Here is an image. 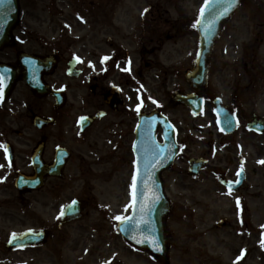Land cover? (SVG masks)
Segmentation results:
<instances>
[{
  "label": "flooded vegetation",
  "instance_id": "af4514ba",
  "mask_svg": "<svg viewBox=\"0 0 264 264\" xmlns=\"http://www.w3.org/2000/svg\"><path fill=\"white\" fill-rule=\"evenodd\" d=\"M121 3L122 0L93 2L90 14L95 27L77 28L79 35L75 38L74 48L77 52L74 56H69V46L73 45L70 42L49 45L45 39L39 38H15L11 46L0 51V63L9 65L16 76L26 72V67L17 62L18 53L25 52L41 58L51 57L56 61L55 68L50 74L41 72V83L44 87L60 91L63 99V104H56L52 96L43 92L35 93L24 82L19 81L12 92L0 101V145L4 146L0 147V198H4L0 199V203L18 201L20 207L30 212L35 221V205L48 208L50 192L59 195L70 180L88 182L96 177L97 172L93 169L96 165L92 155L97 149L98 140L103 137L106 138V151L102 156L109 163L107 174L112 179L114 175L125 170L126 159L132 153L134 131L139 117L157 111L171 117L168 118L176 133L178 132L177 144L181 151L172 167L162 174L163 186L167 187L173 180L172 175L186 179H198L203 174L211 177L210 182L218 185L220 190L215 202L229 204L231 201L234 207L230 214L244 227L246 203H243L244 199H237L236 202V198L227 197L226 194L234 195L237 192L226 189L224 181H234L235 178L233 175L230 178L229 170L220 173L212 165L215 159L220 161L217 150L214 149L215 145L211 146L209 141L206 143L209 152L213 153L209 157L202 151L194 154L190 149L195 139L190 136L189 131L193 130L191 127L189 130L187 125L188 119L194 116L187 107L179 104L178 99L195 93L184 78L195 58L191 21L177 16L164 22L162 6L153 2L139 9L135 23L128 30L126 18L129 14L125 16ZM131 13L135 15L134 11ZM236 13L240 15L232 22L234 14L231 21L222 26L219 38L214 44L208 61L206 87L196 91L206 106H211L216 98L231 110L238 105L232 88L230 95L228 88L222 85V73L217 72L218 69L222 70V66L215 63V59H234L238 61L239 67L242 66L247 82L245 86L240 84L242 77L237 75L238 79L233 80L236 92L241 89L248 93L250 85L255 83V62L258 60L259 49L264 46V0H241ZM185 41L188 44L181 51L186 52V56L177 64L176 46ZM170 46L175 47L174 53ZM105 57L108 59L105 60ZM72 61L75 62L74 67L69 69ZM237 71L239 70L234 69V73ZM215 79L220 85L218 88L212 83ZM179 110L188 117L183 126L176 114L172 115ZM237 111L241 113L239 109ZM208 115L209 110L206 111V116ZM33 116L39 118L40 124L33 123ZM85 118L94 120L89 127L81 130L80 121ZM205 118L197 116L195 120L202 121ZM51 119L56 123L54 126L49 125ZM207 126L206 122L198 124L197 133H207ZM54 129L56 133L52 132ZM160 134V129L157 128L158 143H162ZM197 141L203 142L201 138ZM59 150L62 157L68 156L66 160L62 158L60 166L54 170L58 175H63V179L47 177L44 187L38 191L23 193L15 188L17 176L33 175L35 165L45 169L53 167ZM194 158L207 162L196 178L187 173L188 162ZM178 163L184 167H178ZM217 178L218 182L215 181ZM182 183L180 180L176 182V186ZM64 207L65 203L57 209L52 205V209H56L54 227H47L44 222H34L28 229L42 230L48 236L49 242L54 233H61L66 228L59 229V220L57 222V214ZM219 222L221 227L227 226L226 218ZM245 226L249 228L247 224ZM237 233L236 230L235 234ZM243 235L245 231H239L238 236ZM34 249L41 248L29 247L21 251ZM229 249V254L235 257L234 249ZM243 253L244 260L236 259L234 264L246 262L252 256L249 249ZM240 256L237 255V258ZM209 258L213 263L217 262L215 258Z\"/></svg>",
  "mask_w": 264,
  "mask_h": 264
},
{
  "label": "rangeland",
  "instance_id": "374dc122",
  "mask_svg": "<svg viewBox=\"0 0 264 264\" xmlns=\"http://www.w3.org/2000/svg\"><path fill=\"white\" fill-rule=\"evenodd\" d=\"M94 1L100 0H19L23 15L20 29L26 25L28 37L45 39L49 45L70 42L73 45L69 46V56L73 55L77 52L74 48L75 38L79 35L77 28L95 27L90 14V7L94 5ZM204 1L122 0L120 6L125 11V16L129 14L126 19L128 25L125 24L130 30L139 9L149 3L157 2L162 6V21L165 22L177 16L188 21L193 20ZM133 11L135 15L131 13ZM240 13L235 15L232 22ZM16 34L18 37L24 36L19 30ZM195 39L196 36L193 35L192 45ZM186 44L188 42L185 41L176 46L177 64L186 56V52L181 51ZM170 50L174 53L175 47L170 46ZM258 54L254 77L257 87L253 89L255 83L254 86L250 85L249 93L245 94L240 104L242 128L235 137L221 139L212 127L211 116L203 115L211 117L209 122L206 118L202 121L193 117L188 119L180 110L172 113L176 114L182 126L188 119V129L191 130V127L193 130L189 131V134L191 133L190 136L195 139L194 145L190 147L194 154L202 151L209 157L213 153L209 152L206 143L209 141L211 146L215 145L214 149L217 150L220 161L215 159L212 165L220 173L229 170L232 178L233 171L238 167V160L240 158L244 160L242 167L246 169L245 186L243 185L234 195L226 194L227 197L236 198V202L237 199H244L243 203H246L244 227L230 214L234 207L231 201L229 204L221 205L213 203L220 190L218 185L210 182L211 177L203 174L198 179H186L172 175L173 180L164 189L171 203L170 212L164 218L165 238L170 247L168 261L164 264H234L237 255L248 249L252 251V256L241 264H264V163H261L264 161V134L260 136L247 134L244 128V122L251 114L264 118V46L260 48ZM216 63L222 66V70L218 69L217 72L222 73V85L228 88L231 95V81L233 77L236 78L234 69L237 68L234 59ZM224 64L229 66L223 69ZM238 74H241L242 85H246L247 79L240 71ZM212 83L217 88L220 86L216 79ZM204 122L210 123V129H207V133L199 135L197 125ZM55 131L56 129L52 132L56 133ZM199 138L203 142H198ZM105 139L103 137L98 140L97 149L92 155L96 165L93 168L97 172L96 177L88 182L70 180L59 195L50 192L48 208L35 205V221L30 212L20 207L18 201L10 204L0 203V264H159L146 252L130 247L115 231L118 222L116 217L126 218L132 208L133 171L129 157L125 170L109 179L107 174L109 163L102 156L106 151ZM183 157L186 159L185 155ZM177 166L184 167L180 163ZM180 180L183 183L176 186V182ZM75 197L95 199L94 203L89 198L93 201V206L85 211L83 220L64 228L61 233H54L44 248L22 253L5 251L4 243L9 235L31 228L34 222H44L47 227H54L57 207ZM52 205L56 209H52ZM222 218L227 219V226H220L219 221ZM239 231L241 233L245 231V235L238 236ZM229 248L234 249L235 257L229 254ZM209 256L215 258L217 262L213 263Z\"/></svg>",
  "mask_w": 264,
  "mask_h": 264
},
{
  "label": "water",
  "instance_id": "95a60500",
  "mask_svg": "<svg viewBox=\"0 0 264 264\" xmlns=\"http://www.w3.org/2000/svg\"><path fill=\"white\" fill-rule=\"evenodd\" d=\"M227 8V11H225ZM236 8V1L231 7H228L226 3H216L213 0L209 5V8L204 9V15L201 16L197 28L201 34V49L196 61V67L189 75L195 83L202 81L205 75V61L209 55L212 40L217 34V30L220 24L227 20L230 14ZM18 5L17 0H11V3L0 4V41L9 37V31L17 21ZM215 19V23L212 21ZM209 29L205 31V29ZM2 44V43H0ZM32 87L37 86L36 83H30ZM196 110V109H195ZM221 126L230 132L233 129V123L229 120V117L222 112ZM251 129H257L259 131L264 130V124L261 121L252 118V122L249 125ZM172 148L166 147V151H162L158 154L159 159L164 163L165 160H171L173 153ZM140 156L138 157L137 164H139ZM192 166L195 169V173L198 172L201 165L193 162ZM196 166V167H195ZM140 168V167H139ZM164 168V167H163ZM159 171H154L150 168H142L136 176V186L134 189V206L131 216L127 223H121L119 225V231L121 235L133 246L146 249L153 255L161 257L165 254V240L162 230V217L168 210L162 193L160 185L157 184L159 180ZM38 176H42L41 170L37 171ZM43 181L30 178H20L17 181V186L23 189L40 188ZM150 209V211H149ZM81 205L78 202H73L69 205L64 213L66 222H70L80 218ZM147 221V223H145ZM33 238L30 234H24L21 237L11 239L8 247H22L27 243H31ZM39 239H42L39 237ZM156 241L157 243H153Z\"/></svg>",
  "mask_w": 264,
  "mask_h": 264
},
{
  "label": "snow or ice",
  "instance_id": "6c2138e0",
  "mask_svg": "<svg viewBox=\"0 0 264 264\" xmlns=\"http://www.w3.org/2000/svg\"><path fill=\"white\" fill-rule=\"evenodd\" d=\"M11 3V0H0V4H3V3ZM235 2V0H216V3H226L228 7H231L232 4ZM207 3H208V0H206V4H205V7H207ZM225 11H227V8H225ZM204 15V9L202 8L201 9V16ZM212 23L214 24L215 23V19H213ZM209 29H205V31H208ZM105 60L108 59V57H105L104 58ZM3 87H4V81H3V78L0 77V101L3 100ZM153 103H155V101H153ZM137 111H139V109H137ZM0 147H4L3 145H0ZM261 163H264V161H262ZM240 173H237V175H239ZM136 186V177L134 176L133 177V184H132V187L135 188ZM75 203V202H74ZM150 211V209H149ZM116 219L118 221H121L122 223H127L129 219L131 218H124V217H116ZM147 223V221L145 222ZM13 237H15V234H13ZM153 243H157L156 241H153ZM243 257V252L241 253V256L238 257L237 259H241Z\"/></svg>",
  "mask_w": 264,
  "mask_h": 264
}]
</instances>
